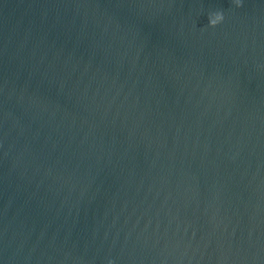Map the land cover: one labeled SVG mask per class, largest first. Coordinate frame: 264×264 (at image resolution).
I'll return each mask as SVG.
<instances>
[{
    "label": "water",
    "instance_id": "1",
    "mask_svg": "<svg viewBox=\"0 0 264 264\" xmlns=\"http://www.w3.org/2000/svg\"><path fill=\"white\" fill-rule=\"evenodd\" d=\"M242 5L0 0V264H264V0Z\"/></svg>",
    "mask_w": 264,
    "mask_h": 264
},
{
    "label": "clouds",
    "instance_id": "2",
    "mask_svg": "<svg viewBox=\"0 0 264 264\" xmlns=\"http://www.w3.org/2000/svg\"><path fill=\"white\" fill-rule=\"evenodd\" d=\"M235 2L238 7L243 6L242 0H235ZM208 19H209V25L214 28L218 26L219 24H221L224 21L225 17L222 11H218V12L210 14Z\"/></svg>",
    "mask_w": 264,
    "mask_h": 264
}]
</instances>
